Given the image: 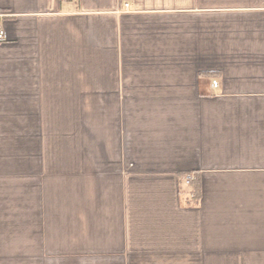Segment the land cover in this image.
<instances>
[{"label": "crops", "instance_id": "obj_1", "mask_svg": "<svg viewBox=\"0 0 264 264\" xmlns=\"http://www.w3.org/2000/svg\"><path fill=\"white\" fill-rule=\"evenodd\" d=\"M0 25V264H264V0H0Z\"/></svg>", "mask_w": 264, "mask_h": 264}, {"label": "trees", "instance_id": "obj_2", "mask_svg": "<svg viewBox=\"0 0 264 264\" xmlns=\"http://www.w3.org/2000/svg\"><path fill=\"white\" fill-rule=\"evenodd\" d=\"M192 174L191 173H184V175H182V180L187 179L188 177H190ZM200 176L198 174H193V177L191 179V183H190V187H191V191L193 193V197L196 198L197 200L200 198V188H201V184H200Z\"/></svg>", "mask_w": 264, "mask_h": 264}, {"label": "built area", "instance_id": "obj_3", "mask_svg": "<svg viewBox=\"0 0 264 264\" xmlns=\"http://www.w3.org/2000/svg\"><path fill=\"white\" fill-rule=\"evenodd\" d=\"M125 6L129 7V3H125ZM4 39H5V33H4L2 26L0 25V42H2ZM212 85L214 87H217L219 85V81L217 79H214L212 81ZM191 179H192V177H188L187 179H185L186 183L189 184L191 182Z\"/></svg>", "mask_w": 264, "mask_h": 264}]
</instances>
